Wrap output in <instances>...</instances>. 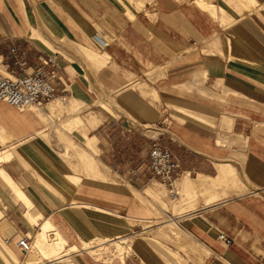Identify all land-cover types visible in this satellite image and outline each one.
Instances as JSON below:
<instances>
[{
  "label": "crops",
  "instance_id": "obj_1",
  "mask_svg": "<svg viewBox=\"0 0 264 264\" xmlns=\"http://www.w3.org/2000/svg\"><path fill=\"white\" fill-rule=\"evenodd\" d=\"M218 2L153 0L137 11L123 4L132 14L126 17L116 0H0L4 67L19 72L11 47L25 61L26 72L39 64V58L53 56L60 77L57 98H75L88 105L101 93H112L127 114L154 132L149 136L127 127L131 132L123 130L119 137L107 132L116 120L104 117L91 129L95 134L87 135L99 143L100 174L89 177L84 169L85 175L68 173L80 181L67 196L59 185L67 172L56 174L62 164L50 148L56 144L38 134L45 124L37 110L19 111L0 101V150L15 147V157L0 162V168L66 247L77 248L59 259L29 264H163L160 254L145 242L133 244V254L124 261L107 263L94 260L83 249L84 242L104 237L96 235L95 223L122 228L132 239L126 232L129 221L148 218L142 198L152 184L145 183L146 173L140 167L127 181L113 169L127 167L124 160L130 161L128 166H139V157L154 143L171 152L179 169L178 192L194 201L184 209L181 205L182 210L176 205L173 219L198 246L202 264H264V16L245 9L248 12L240 18L226 22ZM34 31L57 51L32 35ZM221 37L231 45L224 49L226 56L218 53L213 58L211 43ZM99 57L106 60L101 67ZM49 104L41 111L45 116ZM119 119L122 127L131 122L124 113ZM84 129L81 132H87ZM65 136L72 138L66 132ZM110 150L117 161L103 159ZM125 155L129 157L123 159ZM230 165L242 181L230 176ZM0 203L1 236L25 262L27 255L16 242L37 226L24 218L23 205L1 176ZM219 232L232 239L229 245L217 238Z\"/></svg>",
  "mask_w": 264,
  "mask_h": 264
},
{
  "label": "rangeland",
  "instance_id": "obj_2",
  "mask_svg": "<svg viewBox=\"0 0 264 264\" xmlns=\"http://www.w3.org/2000/svg\"><path fill=\"white\" fill-rule=\"evenodd\" d=\"M32 1L34 3H37V2H43L45 0H32ZM50 1L53 2V0H50ZM116 1L119 4L121 11L123 13L125 10L124 15L126 17H128L127 15L129 14V12L127 11V8L122 6L123 4L128 5L129 9H131V11L132 10L137 11V10L145 9L146 4H152V2H153V0H151V1H148V0H116ZM218 1L219 2L216 5L218 8L224 9V11H225L224 15L225 16H222L221 13H219V11H218V14L220 16H222L223 18L225 17L226 22H228V20L233 21L236 18L237 19L240 18L243 14L248 12L245 9H253L252 7H255L257 9V11H259L260 10L259 6L264 5V0H255V1L254 0H218ZM138 2L140 3V6H139V4H137ZM203 3H205V2H203V1H201V3H200V1L198 2V4H200V5L201 4L203 5ZM140 7H142V8H140ZM207 8L209 10V6H207ZM256 9H254V10H256ZM260 13L264 16L263 12H260ZM227 44H230V40L229 39H223V37H221L220 40L213 41L211 43L212 48L209 51L211 53V56L213 58H218L217 57L218 53L223 55V56H226V54H225L226 52L224 49L226 48ZM220 47H222V50H221L222 53L220 52ZM105 62H106V60H104V58L99 57V61L97 63V66L101 67L102 65L105 64ZM9 73H10V68L4 67L0 63V76L6 77V76H9ZM143 87L147 88V85L144 83ZM133 88H135V86ZM137 88L139 89L140 87L137 86ZM141 94L143 95L142 92H141ZM113 96L114 95L112 93H105L104 92V93H101L100 95H98L97 98H94V100H91V102H89L88 105H86L84 102L80 101L79 107L81 108V111H82L81 117L83 118L84 123L82 125H80L78 128H72L69 131H67V130L61 131L62 128L64 127V123L66 124V121L68 118L67 115H69V113L67 112V109L65 107L64 108L59 107V108H56L52 111H49V116H50V119L52 120L51 123L48 122V119L46 118V116L44 114H42L41 111L37 112L38 115L44 121V124L46 126V130L43 132V134H39V135L44 136V138H46L48 140L50 145L52 143L56 144L54 147L52 145H51L52 147L50 146L51 149L55 150V152H56L55 154H56V156L59 157L58 159L62 164V165H60L58 173H56V174L60 175V173L67 172V173H79L81 175H85L84 170L86 171V175L89 177H96L97 174H100L98 172L96 174L95 173L92 174L91 172H88L85 169V165H84L85 162L87 161V159L94 161V163H96V165H97V161L100 165L102 164L100 161L101 158L99 156H97V154H99V147H98L99 143H98V141H96L94 138L91 139L93 146H94V144L96 145V147L94 146V149L89 148L87 145V141H88V137H89L87 135H92V134L94 135L96 132V131L91 130L94 127L93 125L89 126L87 124V120L92 119L93 116L96 117L97 122H101L104 117L115 119L116 121L114 122L113 126H111V122H110L109 125L111 127L109 128V130L107 132L112 133V134L116 133V135L118 133L119 137L122 136L123 130H124V132L130 133L131 131L128 130V128H130V129L134 128V130L136 129L135 130L136 133H138L139 131L142 130L143 132H145V134H148L149 136H152L154 134V132H148V130H150L149 126L140 125L141 121L139 122L136 118L133 119V117L131 115L127 114L124 111V108L122 107L123 103L121 102V100H118V98L112 99ZM101 100L107 102L106 103V105L108 106L107 110L105 108L100 107L99 102ZM95 101H97V102H95ZM52 104H54V101L50 102V104L48 106H50V105L52 106ZM123 113L125 114L126 118H128V120H131V122L128 123V125H125V127L121 126L122 119H119V115H121ZM98 118H102V119H98ZM134 125H136V126H134ZM158 125H160V124H158ZM155 127H157V125L153 126L152 130H154ZM84 128L87 129V132L82 131L83 133H85L84 136L82 137L81 130L82 129L85 130ZM131 130H133V129H131ZM65 132L69 136H71L72 138L65 136ZM138 136H140V135L138 134ZM237 147H243V146L238 145ZM19 149H20V147H19ZM58 149H60L61 152L65 150V154L59 153L60 151H58ZM147 151L144 155L139 157L140 158L139 163H141L139 166H128L127 164H130L129 163L130 161L124 160V163H126L125 165L127 167L120 168V167L116 166L113 169V171H115V173H114L115 175L121 177L124 180L131 181L133 178H135L134 175L136 174L137 170L141 167V170H143L144 173H146L145 183L147 182L149 185L155 184L154 185L155 190L162 191V193H163L162 200H155V199L148 197V196L145 198H142L144 204L146 205L147 209L149 210V215H148V218L144 221H129V223H128L129 227H128V230H126V232L128 233L129 236L132 237V239H130L131 240V243H130L131 250L128 251L129 253L128 252L126 253V251L124 250V254H125L124 257L125 258L123 259V261L128 256L133 254V250H132L133 244H137V242H145L147 245L154 248L160 254V257L162 258V260L164 262L163 264H171V263L172 264L173 263L174 264H202V260L199 256V251H198L199 248L190 238H188L182 224L177 222L179 224V226L182 228L180 231H178V233L180 235L179 238H177L176 235H174L171 232V230H169L168 226L163 224V223H165L166 219L170 218L169 215L172 218H174L173 214H175L174 209H175L176 205L179 204V207H178L179 209L181 208V205H183L182 209H184L186 204L191 205V203H193L194 201L192 202V199L190 196L184 197L182 191L178 192V189H177L175 182H174L172 188L175 189V191L177 189V192H178L177 198L174 200H172L171 197L169 198L170 187L165 186V185L161 184L157 179L152 178L147 171V164H146ZM92 153H95L93 155V157L96 160H93V158L91 157ZM115 155H116V153L114 151L110 150L107 153V156L105 158L103 157V159H105V161L107 159L110 162L117 161ZM127 157H129V156L125 155V156H123V159L127 158ZM76 160L79 164H75ZM101 168H102V165L100 166V169ZM81 169L82 170L84 169V170L82 171ZM234 171H236V170H234ZM100 176H102V175H100ZM188 176H189V174H188ZM79 181H80V178L78 179V185H79ZM66 195L69 196L68 193ZM143 195L144 194L142 193V195H140V196H143ZM187 198H188V200H186ZM2 207H3V205H2V203H0V210L3 209ZM171 210L173 211L172 214L170 213ZM142 228H144V229H142ZM37 230H38V227H36V229L32 232V234L30 233L27 235L29 237V240L31 243H33L35 240L34 236H35ZM96 233H97L96 235H99V236L104 235L103 238H109V239L113 238V235L110 234L108 231L103 232L101 234H100V232L99 233L96 232ZM4 239L5 238L1 236V230H0V249L1 250L4 249V251H5L6 250L5 245H7L8 248L10 249V251L13 254H15L17 257H19V255H21V253L13 245H9L8 243H6L4 245L2 243V241ZM157 240H158V242H157ZM109 254H110V256H109ZM109 254L105 258H107V259L111 258L110 262L112 260H120V257H117L115 255L112 256L111 252ZM29 255L31 256L32 254H29ZM26 258H28V256ZM26 258L24 260H26ZM93 259L97 260L94 257H93ZM69 260H71V259H69ZM97 261L105 262V263L109 262V260H107V261L97 260ZM0 264H9V263H7V261L3 260L0 257ZM13 264H19V263H13Z\"/></svg>",
  "mask_w": 264,
  "mask_h": 264
},
{
  "label": "bare ground",
  "instance_id": "obj_3",
  "mask_svg": "<svg viewBox=\"0 0 264 264\" xmlns=\"http://www.w3.org/2000/svg\"><path fill=\"white\" fill-rule=\"evenodd\" d=\"M148 1H151V0H148ZM137 4H139V6H140L139 2ZM204 5H205L204 3H203V5L202 4L200 5L203 8V10L209 12V14L210 13L212 15L215 14V11L214 12H210L208 10L207 6L206 5L204 6ZM140 8H142V7H140ZM252 8L256 9L255 7H252ZM259 9H260L259 10L260 12L264 13V5L259 6ZM128 16L132 17V14H131L130 11H129ZM32 33H33L32 35H35V36H37V38H40L41 40H43V42L45 44H47L48 47H51L52 49L57 51V49L49 41L45 40V38H43V36H41L39 32H38L39 34L37 32H35V31L32 32ZM32 35H30V36H32ZM226 49H228V48L226 47ZM9 75H10V73H9ZM196 84H198V83H196ZM51 101H54V104H52V106L51 105L48 106V108H47L48 111L47 112L45 111L46 118L48 119L49 123L52 122V120L50 119V116H49V111H52V110H54L56 108H59V107H63V108L65 107L67 109V112L69 113V115H67L68 118H67L66 124L64 123V127L62 128L61 131H64V130L69 131L70 129L77 128V127H79L80 125H82L84 123V120L81 117V112L82 111H81V108L79 107L80 101H78L75 98H70V97H68V98L67 97L57 98L56 96ZM51 101H49V102H51ZM95 102H97V101H95ZM99 104H100V106L102 108H105L107 110L108 106L104 102L100 101ZM43 107L34 108V109H36L37 112H40V111H43ZM98 119H102V118H98ZM96 122H97V119L94 116H93L92 119H88L87 120V124L89 126H92V125L95 126L98 123V122L97 123ZM44 129H46V126L44 127ZM44 129L39 131L38 134L39 133H43ZM91 139H92L91 137L88 138L87 145H88L89 148L94 149V146H93V144L91 142L92 141ZM1 143H4V141L2 140ZM217 143L219 144V142H217ZM14 149H15L14 146H10V147H7V148H5L3 150H0V162L9 160L10 158L15 157ZM60 149H58V151H60L59 153L65 154V150L61 152L62 149L61 150ZM84 165H85V169L88 172H91L92 174H94V173L96 174L97 172L100 173L99 172V168L96 165V163H94V161L87 159V161L85 162ZM228 169H229V173H230L231 177H233L234 179H236L239 182L242 181V180H240L239 177H235L234 176V171L232 170L233 167L231 165H230V167H228ZM0 176L6 182V184L10 188V190L15 194L16 198L23 205V207H24V211H23L24 218L28 222H30L32 225L38 227V230H37V232H36V234L34 236L35 240H34L33 243H30V245L32 244L31 248L26 253L28 258H26L25 262H20L18 257L10 251V249L8 248L7 245H5V243L8 242V241H6V239L3 240L2 243L5 245V248H6L7 251L6 250L4 251V249H2V250L0 249V257L3 260L7 261V263H9V264L19 263V262H20L19 264H29V263H32V262L41 261L42 259H47V260L48 259L49 260L50 259L51 260L59 259L62 256L70 254L71 252H75L77 250V248L75 246L66 247L65 240L53 228V226L50 224V222L47 219H45V218L41 219L43 217L41 216L39 211L36 209L34 204L28 199V197L18 187V185H16L11 180V178L1 168H0ZM78 179L79 178L77 176H74L72 174H68L67 173V174H64V176L62 178V181L59 183V185L69 194V196H71L73 194L75 188L78 187ZM189 180H190V178H189ZM188 184H191V183H188ZM233 184H231V185H233ZM154 185H152V186L148 185L149 187L148 188L146 187L145 193H144L145 196L151 197V198H153L155 200H162V197H163L162 191L155 190ZM189 186L192 187V185H188V187ZM236 188L235 189L231 188V189L232 190L234 189L233 191H235V190H237ZM189 189H193V187L189 188ZM242 190H246V187L245 186L242 187ZM174 191H175V189H174ZM239 191H241V190H239ZM177 193L178 192H177V189H176V194ZM169 198H170V195H169ZM98 210H100V209H98ZM1 213L2 212L0 211V217L2 216ZM39 220H41V221H39ZM95 224H96V227L98 229V232L103 233V232L108 231L110 234L113 235V238H111V239L103 238V237L100 238V237L96 236L95 238H93V239H91V240H89L87 242H84L83 249L89 255L93 256L97 260H104V261L109 260L110 261L111 258L107 259L105 257L111 252L112 256L115 255L117 257H120V260L123 261V259L125 258L124 257L125 256L124 250L126 251V253L131 250V248H130L131 240L129 239V237L127 235H125V233H124L125 230L122 229V228H119L117 226H113V225H109V224H104V223H95ZM163 224L168 226L169 230H171V232L174 235H176L177 238L180 237L178 231H180L182 228L179 226V224L173 218L166 219L165 223H163ZM185 233H186V231H185ZM29 254H32V255L30 256ZM109 256H110V254H109Z\"/></svg>",
  "mask_w": 264,
  "mask_h": 264
},
{
  "label": "built area",
  "instance_id": "obj_4",
  "mask_svg": "<svg viewBox=\"0 0 264 264\" xmlns=\"http://www.w3.org/2000/svg\"><path fill=\"white\" fill-rule=\"evenodd\" d=\"M10 53L19 72L10 71L9 76H0V101L23 111L29 108H41L53 100L56 96V81L60 80L54 57L39 58V64L31 71L26 72V63L17 56L14 47L10 48ZM146 164L150 176L170 187L169 195L172 200L176 199L177 194L172 187L179 174V169L171 152L154 143L147 151ZM217 238L226 246L232 241L221 232L218 233ZM16 243L24 253H27L31 248L30 240L26 234Z\"/></svg>",
  "mask_w": 264,
  "mask_h": 264
}]
</instances>
